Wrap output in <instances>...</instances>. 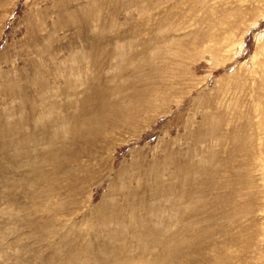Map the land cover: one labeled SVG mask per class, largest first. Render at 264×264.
Listing matches in <instances>:
<instances>
[{"label":"rangeland","instance_id":"rangeland-1","mask_svg":"<svg viewBox=\"0 0 264 264\" xmlns=\"http://www.w3.org/2000/svg\"><path fill=\"white\" fill-rule=\"evenodd\" d=\"M0 264H264V0H0Z\"/></svg>","mask_w":264,"mask_h":264}]
</instances>
